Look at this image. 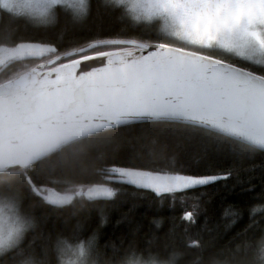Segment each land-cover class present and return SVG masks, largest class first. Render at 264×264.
Returning a JSON list of instances; mask_svg holds the SVG:
<instances>
[{"label": "snow or ice", "instance_id": "snow-or-ice-1", "mask_svg": "<svg viewBox=\"0 0 264 264\" xmlns=\"http://www.w3.org/2000/svg\"><path fill=\"white\" fill-rule=\"evenodd\" d=\"M116 3L141 32L67 47L23 36L0 42V180L36 203L60 208L77 198H112L114 182L174 198L232 176L231 169L189 174L112 166L99 181L55 186L94 143L137 123L182 124L264 152V0ZM61 8L73 20L89 15L84 0H0L9 19L33 26L56 23ZM19 208L15 196L0 204V258L20 244L18 229H5ZM183 218L192 221L194 212ZM87 245L97 246L95 238Z\"/></svg>", "mask_w": 264, "mask_h": 264}, {"label": "trees", "instance_id": "trees-1", "mask_svg": "<svg viewBox=\"0 0 264 264\" xmlns=\"http://www.w3.org/2000/svg\"><path fill=\"white\" fill-rule=\"evenodd\" d=\"M70 16L59 9L56 23L33 26L22 17L9 19V14L2 12L0 42L23 36L67 47L94 36H131L143 30L121 7L105 0H90L89 15L83 20ZM214 135L171 122L122 127L108 140L94 143L80 163L60 173V183L55 185L69 188L76 183L96 182L105 175L104 169L112 166L135 165L189 174L232 171L227 180L177 193L174 198L162 199L114 182L111 186L117 191L112 198H77L57 208L36 203L23 188L0 180V193L18 197L21 210L35 221L14 253L3 255L0 264L25 260L55 264L53 245L61 237L70 243L95 238L93 256L103 257L135 243L140 249L151 247L162 255L179 253L175 264H210L212 260L245 264L249 258L245 246L254 247L264 234V152L244 150L240 143ZM185 211L194 212L192 221L183 218Z\"/></svg>", "mask_w": 264, "mask_h": 264}, {"label": "clouds", "instance_id": "clouds-1", "mask_svg": "<svg viewBox=\"0 0 264 264\" xmlns=\"http://www.w3.org/2000/svg\"><path fill=\"white\" fill-rule=\"evenodd\" d=\"M86 8L89 9L90 0H84ZM111 6L120 8L122 5L112 0ZM135 22V21H133ZM113 195H116V190H113ZM14 196L4 195L0 193V204H6L13 199ZM21 204V201H20ZM255 206L253 209H257ZM252 209V210H253ZM9 219L5 224V229L9 227L18 229V240L21 242L26 233L35 227V221L24 213L19 208V211L13 215L8 214ZM31 220V222H29ZM61 241H66V244H61ZM55 251V264H175L179 253L170 252L167 255H162L160 251H154L151 247L140 249L135 243H130L123 249H114L111 254L93 256L92 247L84 243V252L80 253V242L70 243L66 238H59L53 245ZM249 258L245 264H264V234L258 239L254 247L251 245L245 246ZM210 264H226L219 260H212Z\"/></svg>", "mask_w": 264, "mask_h": 264}, {"label": "rangeland", "instance_id": "rangeland-1", "mask_svg": "<svg viewBox=\"0 0 264 264\" xmlns=\"http://www.w3.org/2000/svg\"><path fill=\"white\" fill-rule=\"evenodd\" d=\"M126 13H127V9L124 7V6H122L121 7ZM2 10V9H1ZM60 10H63V11H67L68 13H70L71 14V10L70 9H66V8H61ZM128 15V14H127ZM130 18H131V16L130 15H128ZM25 19V18H24ZM132 19V18H131ZM87 243V242H86ZM5 255V254H4ZM18 263H21V264H32L31 263V261H22V262H16L15 264H18Z\"/></svg>", "mask_w": 264, "mask_h": 264}, {"label": "flooded vegetation", "instance_id": "flooded-vegetation-1", "mask_svg": "<svg viewBox=\"0 0 264 264\" xmlns=\"http://www.w3.org/2000/svg\"><path fill=\"white\" fill-rule=\"evenodd\" d=\"M2 12H5V11H0V14H1ZM5 13H6V12H5Z\"/></svg>", "mask_w": 264, "mask_h": 264}, {"label": "water", "instance_id": "water-1", "mask_svg": "<svg viewBox=\"0 0 264 264\" xmlns=\"http://www.w3.org/2000/svg\"><path fill=\"white\" fill-rule=\"evenodd\" d=\"M202 187H204V186H202ZM197 188H200V187H197ZM100 199H102V198H100Z\"/></svg>", "mask_w": 264, "mask_h": 264}]
</instances>
